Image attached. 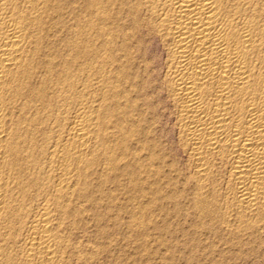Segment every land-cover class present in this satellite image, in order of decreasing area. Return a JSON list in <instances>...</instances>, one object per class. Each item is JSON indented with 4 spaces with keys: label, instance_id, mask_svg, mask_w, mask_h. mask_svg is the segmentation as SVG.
<instances>
[{
    "label": "bare ground",
    "instance_id": "bare-ground-1",
    "mask_svg": "<svg viewBox=\"0 0 264 264\" xmlns=\"http://www.w3.org/2000/svg\"><path fill=\"white\" fill-rule=\"evenodd\" d=\"M70 1L0 0V230L11 229L15 249L8 257L60 264L86 213L102 221V205L125 211L118 195L130 190V226L143 204L166 215L188 205L201 221L179 227L192 236L189 250L201 249L203 237L227 236L225 245L262 233L264 0H87L81 9ZM156 39L164 57L150 83L139 56ZM150 91L165 100L151 105ZM162 106L183 167L155 134ZM30 186L36 204L23 216ZM236 241L225 249L245 245ZM215 242L205 241L212 251Z\"/></svg>",
    "mask_w": 264,
    "mask_h": 264
},
{
    "label": "rangeland",
    "instance_id": "rangeland-1",
    "mask_svg": "<svg viewBox=\"0 0 264 264\" xmlns=\"http://www.w3.org/2000/svg\"><path fill=\"white\" fill-rule=\"evenodd\" d=\"M73 1L79 4L74 3L72 4V7L77 9V7L79 6V8L81 9L85 4V1L87 0H84V2L83 0H71L70 2H68L70 6L71 2ZM65 9L69 10L71 8H69L68 6V9ZM69 17L72 18V15H69ZM70 18L66 19V23L67 21L69 23L71 21L72 23V20H70ZM58 34H60V32H58ZM143 51L144 52H142L143 54L139 56V59L142 58L143 60H145V62H147L149 66V82L154 83L156 81H159L157 71H161V64L164 56L161 44L159 43L158 39H156V41L154 40L153 43H150V45L145 47ZM148 99L150 101V104L155 106V104L158 105V103L165 100V95L164 99L162 96L159 100L156 95L150 91L148 92ZM164 107L162 106L160 107V109L158 108L157 115L159 116V124H157L158 128L156 129L157 132L155 131V134L162 142L163 146L168 149L167 151H170L169 154L172 155L173 159L178 164V167H183L184 160L182 152L181 150H179V147L177 145L176 130L172 125L170 116L168 115L169 110ZM164 110H167L166 115L164 114ZM108 186H110V188L112 187V185ZM33 192L34 189L32 188V186L28 187V189L26 190V197L24 198L23 202V216L31 214L29 211H32L35 207L36 203L32 198ZM132 194L133 193L130 190L126 191V193L125 191H121L118 195L119 203L121 202V204H123L124 206L127 205L125 211L117 212L118 210H115L117 208V203H115L116 208H114L113 211L112 208L107 209V211H112L110 214L112 217L115 216L114 219H109L111 216L104 209L105 206L103 205L100 206V208H102V212L99 209L100 215L104 212L102 216L108 217L106 219L104 218L102 221H99L98 219L95 221L96 217L86 211V214H88L85 215L86 217L84 216V222L86 223V225L84 228L79 227L80 229L77 227V229L73 228L69 237V242L73 245V247L71 248V250H68L69 252L67 251V253L65 252V254H63V260L60 262V264H218L219 261L222 262L221 264H264V231L260 234L255 233L253 237H249L250 235L247 237L246 235L243 236V238L240 237V239H233V241H230L225 245L222 242L228 241L227 236L219 238L213 235L210 239H206V237H203L201 238L202 243L198 246L201 249L196 251L189 250L188 247H186L188 246V244H186L185 240H188V238L192 236L186 235L185 232H183L179 227H186L190 231V229H192L193 227L195 228V226L201 221L199 220L197 215L192 213L191 210H187L188 205H183L182 210L178 213L176 212L177 215L173 213L170 215H166L159 210V207L156 206L155 203H151L149 205L143 204L142 206V203L144 201V203L147 204L146 199H143L142 203L141 201L139 203L141 204L139 207L141 208L142 206V208H139L141 211L139 212L138 216L141 217H139L137 223H134V226H130L132 225L131 209L133 210L134 207H136V205H130V203L128 202L129 196ZM161 201V203L167 205L165 206V209L169 213L171 211L169 210L170 206L168 207V205H170L169 200L161 199ZM103 209L105 211H103ZM26 211L29 212V214H27ZM121 214L123 218L121 217ZM24 219L26 218L23 217L22 221H25ZM112 220H114V223ZM104 221L106 224L104 223ZM100 222L102 223L99 224ZM104 226L106 227V229H108V231H105V234H103L104 232L100 230ZM121 226L123 227L124 231ZM156 227H159L162 230L159 231L156 229ZM75 229L77 231H75ZM136 229L139 231H137ZM109 230H111L112 232ZM10 231L11 229L9 227H6L5 229L4 227H2V229L0 230V247L4 249L5 252H2V254L0 255V260L3 261V259L5 258L4 262L7 261L6 264H22L23 261L21 262L20 256H18L19 258L17 256L14 257V259H16L15 262L17 261L16 263L12 261V258L8 257L10 256L11 252L12 254H15V249H13L14 246L12 233ZM21 232L23 233V230ZM8 234H10L9 237ZM206 240L208 242L216 241L215 243L218 245L219 249L215 247L213 249H215L216 251H212V249L208 247V243H205ZM234 240H237L236 242H242L243 240L242 244L245 245H238L239 248L238 246L235 247L236 249L233 248L237 252L233 251V249H225V247H228L227 245L232 244ZM74 245H76L77 247H74ZM9 246L10 248H8ZM74 248H79L77 249V251L79 250L78 253H80V255L78 254L77 256V251H75L76 249ZM205 251L211 252V254H206ZM5 254L7 255L5 256ZM1 256H3V258H1Z\"/></svg>",
    "mask_w": 264,
    "mask_h": 264
}]
</instances>
